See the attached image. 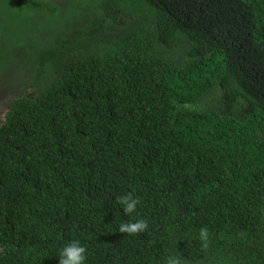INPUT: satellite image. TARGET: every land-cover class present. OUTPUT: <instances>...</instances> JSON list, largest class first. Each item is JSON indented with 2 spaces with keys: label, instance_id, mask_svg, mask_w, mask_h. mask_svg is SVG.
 Returning a JSON list of instances; mask_svg holds the SVG:
<instances>
[{
  "label": "trees",
  "instance_id": "trees-1",
  "mask_svg": "<svg viewBox=\"0 0 264 264\" xmlns=\"http://www.w3.org/2000/svg\"><path fill=\"white\" fill-rule=\"evenodd\" d=\"M0 105V264H264V0H0Z\"/></svg>",
  "mask_w": 264,
  "mask_h": 264
},
{
  "label": "clouds",
  "instance_id": "clouds-1",
  "mask_svg": "<svg viewBox=\"0 0 264 264\" xmlns=\"http://www.w3.org/2000/svg\"><path fill=\"white\" fill-rule=\"evenodd\" d=\"M0 105V111H1ZM2 121V118L0 119ZM118 203L122 205L125 215H131L136 211L137 205L140 203L139 198L134 197L131 193L124 195L118 199ZM149 225L146 220H136L134 222L121 223L119 226L120 233H126L130 236L138 235L148 229ZM199 239L202 242L201 247L206 249L208 247L209 233L207 228H201L199 232ZM87 249L82 246L80 242L72 241L67 244L59 254V264H85L87 259ZM166 264H187L181 256H169Z\"/></svg>",
  "mask_w": 264,
  "mask_h": 264
}]
</instances>
